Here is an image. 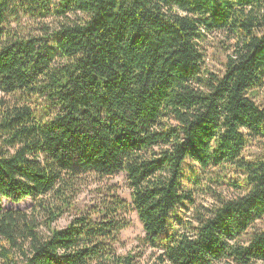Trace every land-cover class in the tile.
<instances>
[{"label":"trees","instance_id":"obj_1","mask_svg":"<svg viewBox=\"0 0 264 264\" xmlns=\"http://www.w3.org/2000/svg\"><path fill=\"white\" fill-rule=\"evenodd\" d=\"M262 91L264 0H0V264H264ZM187 162L242 192L198 203ZM121 173L132 202L109 184L78 209Z\"/></svg>","mask_w":264,"mask_h":264},{"label":"rangeland","instance_id":"obj_2","mask_svg":"<svg viewBox=\"0 0 264 264\" xmlns=\"http://www.w3.org/2000/svg\"><path fill=\"white\" fill-rule=\"evenodd\" d=\"M41 22H34L33 20L23 18L21 22L22 30L25 32H38L39 25ZM14 27L18 26L17 24L13 25ZM39 33L40 30H39ZM224 39L221 35H211L208 37L207 41L204 43V52L206 54L205 62L207 66L214 72H220L224 68L226 62L227 51L223 49L220 41ZM1 96V93H0ZM257 102L264 106V91L260 93L257 97ZM259 153V144L249 145L245 151L244 155L246 157H254ZM206 171L200 169L192 162H187L186 164V183L185 187L193 190L195 193V199L198 203H202L206 207L211 208L215 204V193L221 194L224 197H237L242 190L234 186L232 181L236 180L235 174H232L230 170H227L226 177L223 182L219 178H215L214 181H211L205 176ZM109 184H115L119 193L123 198L128 202H132L131 198V189L128 185V181L125 174H118L111 178H106L103 183L96 179H91V184L86 188L82 189L79 195L76 198V204L82 208L85 205H89L97 195V189L105 188ZM3 207L5 209L13 208L26 210L29 209L33 202L31 199H25L19 203H14L9 200L2 201ZM73 212L67 213L62 219H60L55 225L57 227H64L68 224ZM190 215L189 213L186 214ZM131 226L124 230L121 233V242L118 244V252L126 254L127 252L138 248L140 239L144 236L143 224L141 223L138 214L132 210L130 212Z\"/></svg>","mask_w":264,"mask_h":264}]
</instances>
